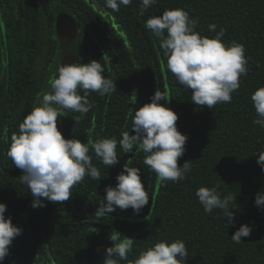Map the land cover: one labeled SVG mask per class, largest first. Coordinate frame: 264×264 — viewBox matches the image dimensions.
<instances>
[{"label":"trees","instance_id":"1","mask_svg":"<svg viewBox=\"0 0 264 264\" xmlns=\"http://www.w3.org/2000/svg\"><path fill=\"white\" fill-rule=\"evenodd\" d=\"M140 9L141 0L121 5L119 11L107 8L105 0H0L4 19L0 27V203L7 205L5 217L23 229L3 264H102L106 249L114 243L109 239L112 232L134 239L128 260L121 264L134 262L140 252L161 240L177 239L188 249L186 264H264V208L255 204L257 194L264 192V170L257 163L258 154L264 152V128L253 122L257 113L251 100L264 87V0H158L143 14ZM171 9L188 11L198 21L195 31L201 36L212 38L224 29L222 42L244 45L250 58L248 73L240 78L230 103L211 109L196 105L191 90L167 69L160 40L146 22ZM60 13L70 14L78 23V64L100 62L105 77L116 81L117 88L103 97L92 92L88 96L92 107L79 123L72 117L80 113L66 110L67 116L58 118L63 136L87 143L102 138L119 141L123 131L135 135V111L151 103L157 89L167 91L169 99L160 103L178 114V130L188 136L178 160L179 166L191 163L186 179L159 181L143 163L145 153L135 149L123 153L118 144L120 162L111 168L89 152L101 172L100 181L85 176L68 201L41 198L45 206H32L34 198L19 179L23 171L7 151L11 135L19 134L20 123L42 93L55 57L61 58L55 27ZM210 24L217 25L215 31H209ZM127 162L141 170L149 204L139 214L117 208L96 216L105 189L116 187V177ZM202 186H219L222 198L229 193L236 197L230 205L234 225L222 210H204L196 197ZM245 224L252 228L250 236L234 242L231 237Z\"/></svg>","mask_w":264,"mask_h":264},{"label":"clouds","instance_id":"2","mask_svg":"<svg viewBox=\"0 0 264 264\" xmlns=\"http://www.w3.org/2000/svg\"><path fill=\"white\" fill-rule=\"evenodd\" d=\"M88 2V0H85ZM158 0H141V14ZM132 0H105L107 8L119 11L120 6H129ZM198 21L192 19L184 9L166 10L160 16L151 17L146 22L167 58V69L183 87L191 90V101L198 106L214 108L218 103H230L232 94L240 87V78L248 73L249 57L243 44L235 41L222 42L225 30L221 29L212 38L201 36L195 31ZM216 24L209 25L215 31ZM166 34V35H165ZM126 46V44H125ZM102 64L92 60L88 64L61 65L57 73L49 79L50 91L38 93L33 110L19 125V134L11 135L7 156L23 171L21 183L30 190L33 207L45 206L41 198L53 203H63L72 197V189L83 182L85 176L101 180V172L94 166L90 150L101 163L109 168L120 162L117 147L123 153L142 151L143 163L150 167L159 181L179 182L191 172V163L178 165L185 153L188 136L178 130V114L160 102L168 100L167 91L156 90L151 103L135 111L132 130L135 135L123 131L121 139H89L87 143L79 139H66L58 129V118L65 117L66 110L80 113L72 117L76 123L87 114L92 105L88 96L92 92L100 96L117 91L116 81L106 78ZM83 91V95L79 91ZM257 118L253 121L264 128V87L252 95ZM136 102V97L134 103ZM257 163L264 170V152L258 154ZM141 170L127 162L116 177V187L108 186L106 195L99 202L96 216L120 210L133 209L139 214L149 204L150 195L141 181ZM219 186H202L196 197L207 213L222 210L229 224H235L230 205L236 197L231 193L222 198ZM154 202V198H153ZM255 204L264 208V192L258 193ZM7 205L0 203V264L10 254L13 240L23 229L14 225L11 217L6 218ZM252 228L242 225L231 239L240 243L250 236ZM113 246L106 249L104 264H121L128 260L133 250L134 239L113 233L109 236ZM189 252L182 240L171 243L161 240L153 247L140 252L129 264H186Z\"/></svg>","mask_w":264,"mask_h":264},{"label":"water","instance_id":"3","mask_svg":"<svg viewBox=\"0 0 264 264\" xmlns=\"http://www.w3.org/2000/svg\"><path fill=\"white\" fill-rule=\"evenodd\" d=\"M56 33L61 49V65L78 64L79 27L73 16L60 13L56 18Z\"/></svg>","mask_w":264,"mask_h":264},{"label":"rangeland","instance_id":"4","mask_svg":"<svg viewBox=\"0 0 264 264\" xmlns=\"http://www.w3.org/2000/svg\"><path fill=\"white\" fill-rule=\"evenodd\" d=\"M97 8H99L100 10L102 9V7L100 5H97ZM61 52V49H60ZM61 64V58L60 56L55 57L54 62L51 64L49 70H48V74L46 75V79H45V83L43 84V91L42 92H48L50 91V85L48 83L49 79L53 76L54 73H57L58 67ZM104 264V263H102Z\"/></svg>","mask_w":264,"mask_h":264},{"label":"flooded vegetation","instance_id":"5","mask_svg":"<svg viewBox=\"0 0 264 264\" xmlns=\"http://www.w3.org/2000/svg\"><path fill=\"white\" fill-rule=\"evenodd\" d=\"M6 13H7V9H5ZM3 22H4V19H3V15H2V11H0V27L3 28ZM57 34V33H56ZM58 40V39H57Z\"/></svg>","mask_w":264,"mask_h":264}]
</instances>
